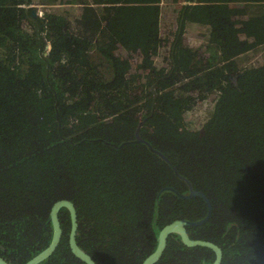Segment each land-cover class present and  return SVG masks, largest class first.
Listing matches in <instances>:
<instances>
[{"label":"trees","instance_id":"1","mask_svg":"<svg viewBox=\"0 0 264 264\" xmlns=\"http://www.w3.org/2000/svg\"><path fill=\"white\" fill-rule=\"evenodd\" d=\"M230 3L245 6L247 39ZM37 4L48 9L38 13ZM171 24L166 68L133 84L122 46L161 45ZM188 30L205 44L185 43ZM189 183L211 205L189 236L219 245L220 264H264V0L172 8L0 0V255L8 264L49 243V208L61 198L74 203L77 244L96 264H140L165 223L207 214L202 197L178 196ZM59 220V244L37 264H85L68 246L65 208ZM213 258L173 233L155 264Z\"/></svg>","mask_w":264,"mask_h":264},{"label":"water","instance_id":"2","mask_svg":"<svg viewBox=\"0 0 264 264\" xmlns=\"http://www.w3.org/2000/svg\"><path fill=\"white\" fill-rule=\"evenodd\" d=\"M32 15L33 16L36 15L34 11H32ZM250 48H251L250 46H248L247 48H241L238 50V53L242 54L245 50ZM138 128L139 125L137 127V130ZM137 139L141 140L140 137H137ZM131 142L133 141L122 142L121 145ZM160 155L164 157L161 153ZM164 159L166 158L164 157ZM165 188H169V187H164V189ZM178 196L181 198H191L193 196L202 197L207 205V209H208L207 214L202 219L199 220L176 218L168 223H165L159 229L156 235L155 248L142 260L140 264H155L161 257L167 245L168 236L173 233L179 235L180 241L186 246L189 247L202 246L211 249L214 253V258L211 264H220L222 258L221 247L208 239L191 238L187 231L188 226L200 225L209 218L211 214V205L208 198L205 196V194L202 191L194 189L190 183L188 184L187 193H178ZM61 208H65L69 213L70 228L67 235V239H68V246L70 248V251L75 257H77L80 261L84 262L85 264H96L94 259L77 244L76 241V230L78 226L77 211L74 203L67 198H61L55 200L51 204L48 212L49 222L51 224V230H52L50 241L43 249H41L38 253L30 257L27 261H25L24 264H37L40 261L44 260L45 258L49 257L56 249L62 236V228L60 226V220H59V211ZM0 264H8V262L4 259L2 255H0Z\"/></svg>","mask_w":264,"mask_h":264},{"label":"rangeland","instance_id":"3","mask_svg":"<svg viewBox=\"0 0 264 264\" xmlns=\"http://www.w3.org/2000/svg\"><path fill=\"white\" fill-rule=\"evenodd\" d=\"M174 1H175L174 4L170 6L171 8L174 5L180 4V2H181V0H174ZM35 6H36L38 13H42L45 9H48V6H42L39 4H37ZM214 6H220V4L215 3ZM244 9H245V6L243 3H233V4H230L228 6L227 11L230 12V15L235 20H238V17H241V15L238 16V14H235L233 12H240V14H241L242 13L241 11H243ZM165 11H167V9H165ZM166 15L168 16L167 13H166ZM230 23L231 22L227 18V26H229ZM173 30H175V25H172V24L169 25L168 28L164 29V32H165L164 38H166V41L163 42L161 45H157L156 47H154L153 49H150V50H145V49L142 50V49L137 48L138 50L133 51L134 48L132 46H127V45L122 46L123 48H121V50H122V53L124 55V60L126 62H131V60L133 59L132 72H134V73L129 74V77L133 81V84L139 83V82L141 83V85L145 84L147 82V80L149 79V74L152 71L157 70L159 73L163 69V67L160 66V70H159V65L162 64L161 62L168 60L167 59L168 56L166 54L165 49H166V46L168 44V41L171 39V37L173 35V32H174ZM192 33H193L192 30H188L185 33L184 42L190 46L196 47L199 45V41H198V38H196L195 36H192ZM201 35L203 36L202 33H201ZM148 44L149 43H147L144 48H149ZM204 44H205V41L203 42V45ZM151 50L157 52L159 57L155 56V57L151 58L148 56L149 59H151L150 64L148 65L147 62H144V64L141 63V57L143 58V57L147 56L148 54H150ZM128 66H129V64H127V67ZM213 101H214V97L212 99V102ZM212 102H210V103H212ZM201 104H203V106L205 105L204 108H206V104H209V102L205 101ZM194 115L196 118L199 117L198 113H195Z\"/></svg>","mask_w":264,"mask_h":264},{"label":"crops","instance_id":"4","mask_svg":"<svg viewBox=\"0 0 264 264\" xmlns=\"http://www.w3.org/2000/svg\"><path fill=\"white\" fill-rule=\"evenodd\" d=\"M174 0H163V5H166L167 7L168 6H171V5H173L174 4ZM219 3V2H218ZM230 4H233V3H230ZM230 4H228L226 7H228ZM244 11H245V9H244ZM244 11H241L242 13L240 14V12H233V13H235V14H238V16H240L241 15V17H238V21H236L230 14H229V16H231L232 17V19H233V23L234 22H236L235 23V29L237 30V34L238 35H240L243 39H247V37H248V33L244 30V25H245V22L244 21H246L247 20V16H246V14H245V12ZM196 38H198V41H199V45L200 44H203V42L205 41L204 40V36H199V37H196ZM146 44L147 43H145V42H143V41H133V42H131V43H129V44H127V46H132L134 49H133V51H135V50H138L137 48H139V49H145V50H150V49H153L154 47H156L158 44L157 43H149L148 45H149V48H144L145 46H146ZM126 46V45H125ZM123 48V47H122ZM127 52V51H126ZM122 56H123V60H124V55H123V53H122ZM151 57V58H153V57H159V55H158V53L157 52H155V51H153V50H151V53L150 54H148L147 56H145V57H141V63H143L144 64V62H147L148 63V65L150 64V60L151 59H149V57ZM125 61V60H124ZM133 62V59L131 60V62H126L125 61V63H126V65L127 64H129V66L127 67V76H128V78H129V80H131L130 79V77H129V74L130 73H134V72H132V63ZM140 63V64H141ZM162 64H160L159 65V70H160V66H162L163 67V69L164 68H166V66H167V60H165V61H163V62H161Z\"/></svg>","mask_w":264,"mask_h":264}]
</instances>
